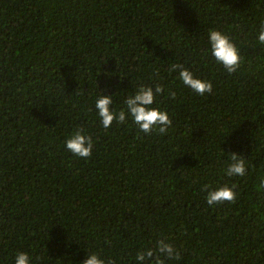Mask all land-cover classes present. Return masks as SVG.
I'll list each match as a JSON object with an SVG mask.
<instances>
[{"label":"trees","instance_id":"obj_1","mask_svg":"<svg viewBox=\"0 0 264 264\" xmlns=\"http://www.w3.org/2000/svg\"><path fill=\"white\" fill-rule=\"evenodd\" d=\"M264 0H0V264H137L165 239L164 264H264ZM237 45L229 74L209 30ZM183 64L209 80L200 96L169 72ZM161 85L153 107L172 124L145 134L110 108ZM170 92H175L171 98ZM93 154L74 156L77 129ZM244 176L228 177L230 154ZM236 185L235 203L207 204L206 185Z\"/></svg>","mask_w":264,"mask_h":264},{"label":"clouds","instance_id":"obj_2","mask_svg":"<svg viewBox=\"0 0 264 264\" xmlns=\"http://www.w3.org/2000/svg\"><path fill=\"white\" fill-rule=\"evenodd\" d=\"M208 40L215 60L229 74L236 73L241 66L242 57L232 39L220 30L210 29ZM258 40L261 44H264V24L259 28ZM169 72L178 73V79L200 96L206 93L210 94L213 90V84L209 80L195 77L193 72L183 64H172ZM163 91L161 85H156L154 89L142 85L134 95L125 100L127 111L121 110L118 114L110 108L113 103L111 96H100L95 102V108L102 126L107 129L113 121L124 123L126 117L130 115L133 123L143 133L150 134L157 131L161 135L165 134L171 126L172 120L166 111L153 107L156 97L161 95ZM169 95L174 99L176 93L170 92ZM65 146L74 156L88 159L93 154L94 143L90 135H85L83 129L77 128L65 141ZM230 157L232 162L225 169V174L228 177L244 176L247 171L245 159L235 153L230 154ZM261 185H264V179L261 180ZM235 188V184H232L231 187L225 184L216 189H211L209 185H206L203 190L207 193V204L211 206L223 204L224 202L235 203L237 199ZM161 255L168 259H180V252L172 244L161 238L156 241L155 248H145L137 252L135 260L137 264H164ZM15 264H30L29 255L23 252L17 254ZM83 264H115V261L108 260L106 262L100 255L93 252L88 255Z\"/></svg>","mask_w":264,"mask_h":264}]
</instances>
